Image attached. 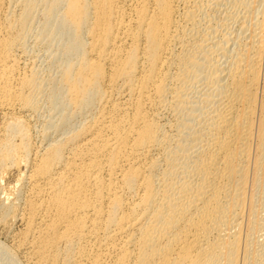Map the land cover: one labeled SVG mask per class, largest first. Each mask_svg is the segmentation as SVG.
<instances>
[{"label":"bare ground","instance_id":"obj_1","mask_svg":"<svg viewBox=\"0 0 264 264\" xmlns=\"http://www.w3.org/2000/svg\"><path fill=\"white\" fill-rule=\"evenodd\" d=\"M0 107L26 264H264V0H0Z\"/></svg>","mask_w":264,"mask_h":264},{"label":"rangeland","instance_id":"obj_2","mask_svg":"<svg viewBox=\"0 0 264 264\" xmlns=\"http://www.w3.org/2000/svg\"><path fill=\"white\" fill-rule=\"evenodd\" d=\"M45 46V47H44ZM36 48H38V50L37 49H27V51H33V52H28V55H26L27 54V51L26 52H22V51H19V55L20 56H23V57H21L22 58V60H21V64H20V71L22 72V70H24L25 72L26 71H28L29 70V68H30V70H31V68L33 69V68H36L40 73H41V75L42 76H53L54 74H56V72H54V70H55V68L53 67V68H49V64H51V60L53 59L52 58V56L50 55V58H48L47 59V57L49 56V54H50V52L48 51L49 49L46 47V45H41L40 44V46H36ZM48 49V50H47ZM35 51V52H34ZM21 52V53H20ZM23 53V54H22ZM29 53H30V55H32V56H30L29 55ZM34 53L36 54L35 56L37 57H35L34 56ZM24 54L26 55V56H24ZM40 54V55H39ZM27 56L29 57V60H27V59H25V58H27ZM35 57V58H34ZM52 58V59H51ZM33 59H36V60H34V61H32ZM38 59V60H37ZM51 59V60H50ZM23 60H26L25 62L23 61ZM23 61V62H22ZM45 62V63H44ZM26 63H28L27 64V66H25L26 65ZM47 63H48V65H47ZM22 64L25 66H22ZM32 65V66H31ZM34 65H36V66H34ZM38 65V66H37ZM31 66V67H30ZM28 68V69H27ZM40 68V69H39ZM54 69V70H53ZM23 71V72H24ZM54 72V73H53ZM45 76V77H46ZM45 103V104H44ZM44 107L46 106V107H48V105L49 104H47V102H45L44 101ZM1 109H3V110H1ZM6 109H7V111L8 112H6ZM46 111H45V110ZM44 109H42L43 110V112H42V110L41 111H39L38 112V115H37V113L35 112V113H32L31 115L33 116H29L28 117V123H29V129H30V134L32 135V139H31V143L33 144V145H35L34 147H38L39 145H41L42 143H40V142H42V140H43V131L40 129V128H43V126H44V124H46L48 121V118H47V116L49 115V112H48V110H47V108H44ZM4 111V112H3ZM16 109L14 110V109H11V108H8V107H0V135L2 136V134H4L6 131L5 130H3L4 128V126H5V124H6V122L8 121V119H9V115H13L12 113H14V114H16ZM3 112V113H2ZM6 112V113H5ZM11 114H10V113ZM5 113V114H4ZM17 113H18V111H17ZM42 113V115H40ZM9 116V117H7L6 116V118H5V116ZM9 114V115H8ZM35 114V115H34ZM37 116V117H36ZM4 117V118H3ZM44 118H46V119H44ZM36 119V120H35ZM7 120V121H6ZM27 120H26V124L28 125V123H27ZM39 120V121H38ZM3 121H5V122H3ZM46 121V122H45ZM44 122V123H43ZM2 123H4V125H2ZM39 123V124H38ZM41 123H43V124H41ZM37 127H36V126ZM3 126V127H2ZM30 126H31V128H30ZM42 126V127H41ZM33 127V128H32ZM40 127V128H39ZM38 128V129H37ZM33 129V130H32ZM39 130V131H38ZM31 131H32V133H31ZM37 131V132H36ZM2 132V133H1ZM39 132V133H38ZM7 133V132H6ZM34 134V135H33ZM6 135V134H5ZM31 135H30V137H31ZM37 135H38V137H40V135H41V139L40 138H37ZM15 139H17V138H15ZM35 141V142H34ZM10 167H8L6 170V173L4 172V178H2V181H0V189L3 187V189H1L0 190V192L2 193V192H5V191H7L8 189L7 188H9L10 186L12 187L14 184H15V182H16V180H17V171H16V169L13 167H11L10 169H9ZM9 170V171H8ZM16 171V172H15ZM15 172V173H14ZM6 179V180H5ZM3 181H5V183L3 182ZM3 182V183H2ZM10 186H9V185ZM11 184H13V185H11ZM4 189H7V190H4ZM3 190V191H2ZM0 193V195L2 196V197H0L1 198V200L0 201H2V200H4V198H6L5 196H6V194L5 193H7V192H5L4 194L2 193L1 194ZM3 195H5V196H3ZM10 221H9V220ZM8 219H6L5 221L6 222H4V224L2 223V222H0V240H1V242H3L5 245H7L8 247H10V248H12L15 244V234L14 233H17V232H19L20 230H22V228H23V224L21 223V221H19V220H12L11 219V217L10 218H8ZM15 222V223H14ZM2 224L4 225V226H2ZM6 224V225H5ZM6 226H7V228H6ZM4 229V230H3ZM13 229H14V231H13ZM12 231H13V233H12ZM14 234V235H13ZM12 235V236H11ZM12 237H13V239H12ZM12 244V245H11ZM15 247V246H14ZM13 250L14 249H16V250H14V253L15 254H17V253H19V251L17 250V248L15 247V248H12ZM17 253H16V252ZM18 258H17V260H20V263L21 264H24L25 263V261H23L24 259H23V257H22V255L19 253V255L17 254L16 255ZM22 258H20V257ZM22 261V262H21ZM26 264V263H25Z\"/></svg>","mask_w":264,"mask_h":264}]
</instances>
